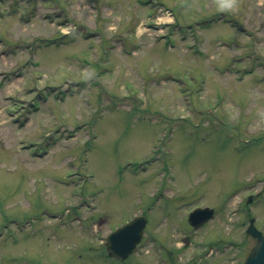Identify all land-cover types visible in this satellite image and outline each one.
<instances>
[{"label":"rangeland","instance_id":"374dc122","mask_svg":"<svg viewBox=\"0 0 264 264\" xmlns=\"http://www.w3.org/2000/svg\"><path fill=\"white\" fill-rule=\"evenodd\" d=\"M0 74V264H120L104 240L136 215L147 232L123 264L244 262L264 0H5ZM197 206L226 215L190 230ZM227 238L242 249L206 257Z\"/></svg>","mask_w":264,"mask_h":264},{"label":"water","instance_id":"95a60500","mask_svg":"<svg viewBox=\"0 0 264 264\" xmlns=\"http://www.w3.org/2000/svg\"><path fill=\"white\" fill-rule=\"evenodd\" d=\"M211 217L208 209H196L189 215V223L197 227ZM145 225L143 218H136L134 221L125 224L107 238L106 250L108 255L115 258L124 259L130 254L135 244L140 240L142 229ZM254 237H258L257 244L254 246L250 256L244 264H264V239L252 228L248 229Z\"/></svg>","mask_w":264,"mask_h":264},{"label":"flooded vegetation","instance_id":"af4514ba","mask_svg":"<svg viewBox=\"0 0 264 264\" xmlns=\"http://www.w3.org/2000/svg\"><path fill=\"white\" fill-rule=\"evenodd\" d=\"M264 213V178L260 179V231L264 235V225L262 222Z\"/></svg>","mask_w":264,"mask_h":264},{"label":"clouds","instance_id":"9594fccd","mask_svg":"<svg viewBox=\"0 0 264 264\" xmlns=\"http://www.w3.org/2000/svg\"><path fill=\"white\" fill-rule=\"evenodd\" d=\"M224 6H225V5H223V4L221 5V7H224Z\"/></svg>","mask_w":264,"mask_h":264}]
</instances>
